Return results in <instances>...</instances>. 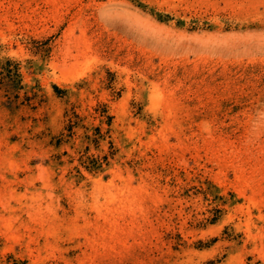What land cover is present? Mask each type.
Listing matches in <instances>:
<instances>
[{
  "label": "rangeland",
  "instance_id": "1",
  "mask_svg": "<svg viewBox=\"0 0 264 264\" xmlns=\"http://www.w3.org/2000/svg\"><path fill=\"white\" fill-rule=\"evenodd\" d=\"M0 264H264V0H0Z\"/></svg>",
  "mask_w": 264,
  "mask_h": 264
}]
</instances>
